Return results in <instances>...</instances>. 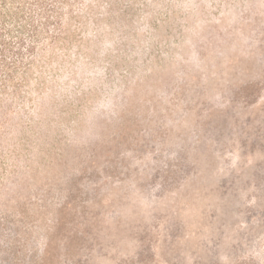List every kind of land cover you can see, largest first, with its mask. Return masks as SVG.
I'll return each instance as SVG.
<instances>
[{
	"label": "rangeland",
	"instance_id": "1",
	"mask_svg": "<svg viewBox=\"0 0 264 264\" xmlns=\"http://www.w3.org/2000/svg\"><path fill=\"white\" fill-rule=\"evenodd\" d=\"M45 6L0 95V264H264V0Z\"/></svg>",
	"mask_w": 264,
	"mask_h": 264
},
{
	"label": "trees",
	"instance_id": "2",
	"mask_svg": "<svg viewBox=\"0 0 264 264\" xmlns=\"http://www.w3.org/2000/svg\"><path fill=\"white\" fill-rule=\"evenodd\" d=\"M7 0H0V95L9 85L18 87L17 79L22 70L28 66L34 50L42 37L43 30L39 24L48 26L50 16H41L36 5L51 10L55 0L24 1L22 7L8 5ZM28 4V6L26 5ZM45 20V23H44ZM37 40V41H36Z\"/></svg>",
	"mask_w": 264,
	"mask_h": 264
}]
</instances>
